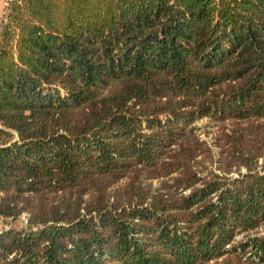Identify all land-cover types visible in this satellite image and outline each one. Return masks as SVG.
Here are the masks:
<instances>
[{
  "label": "trees",
  "instance_id": "obj_1",
  "mask_svg": "<svg viewBox=\"0 0 264 264\" xmlns=\"http://www.w3.org/2000/svg\"><path fill=\"white\" fill-rule=\"evenodd\" d=\"M23 217L0 264H264V0H9L0 219Z\"/></svg>",
  "mask_w": 264,
  "mask_h": 264
},
{
  "label": "rangeland",
  "instance_id": "obj_2",
  "mask_svg": "<svg viewBox=\"0 0 264 264\" xmlns=\"http://www.w3.org/2000/svg\"><path fill=\"white\" fill-rule=\"evenodd\" d=\"M206 121H202L199 123V125L202 127V132H203V136H205L207 139L211 140V136L213 135V128L212 127H207L205 126ZM210 130L212 131V133L210 132ZM25 217L22 218L21 221H12L11 219H0V230L5 229V228H9L11 225H21L25 219Z\"/></svg>",
  "mask_w": 264,
  "mask_h": 264
},
{
  "label": "crops",
  "instance_id": "obj_3",
  "mask_svg": "<svg viewBox=\"0 0 264 264\" xmlns=\"http://www.w3.org/2000/svg\"><path fill=\"white\" fill-rule=\"evenodd\" d=\"M8 1L9 0H0V24L4 18V13H5V9H6V5Z\"/></svg>",
  "mask_w": 264,
  "mask_h": 264
}]
</instances>
